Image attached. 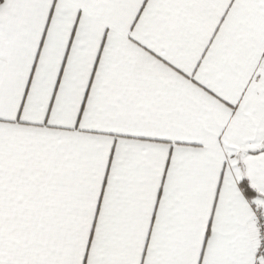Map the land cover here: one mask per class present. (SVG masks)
I'll return each instance as SVG.
<instances>
[{
  "label": "snow or ice",
  "instance_id": "obj_1",
  "mask_svg": "<svg viewBox=\"0 0 264 264\" xmlns=\"http://www.w3.org/2000/svg\"><path fill=\"white\" fill-rule=\"evenodd\" d=\"M0 264H264V0H0Z\"/></svg>",
  "mask_w": 264,
  "mask_h": 264
}]
</instances>
